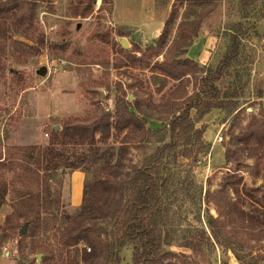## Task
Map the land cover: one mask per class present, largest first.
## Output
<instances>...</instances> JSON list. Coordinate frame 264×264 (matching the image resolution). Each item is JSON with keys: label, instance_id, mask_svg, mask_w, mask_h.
Here are the masks:
<instances>
[{"label": "rangeland", "instance_id": "374dc122", "mask_svg": "<svg viewBox=\"0 0 264 264\" xmlns=\"http://www.w3.org/2000/svg\"><path fill=\"white\" fill-rule=\"evenodd\" d=\"M90 2L92 5L85 10ZM140 2L141 0H42L36 9V19L29 28L26 25L9 24L11 29L7 31V38L0 37L2 161L7 162L8 151L13 147L47 146L52 133L62 130L68 121L83 120L94 114L104 116L105 112L112 113L114 119L118 96L133 101L134 91L138 90H142L141 99H146L150 104V112H153L155 105H161L158 106L160 111L153 112L155 117L145 116L148 129L155 131L163 127V122H170L173 115L170 117L167 111L168 95L180 80L167 78L152 67L157 62L171 58L173 49H179L177 42L180 41L182 27L178 33L176 28L193 0H154L156 19L159 17L170 20L179 13L177 22H170L167 26L169 33L164 43H156L157 39L144 41L142 37L138 38V33H132L124 17L121 18L122 13L136 18ZM210 2L214 3L213 0ZM217 2L218 6L204 19V26L186 55L203 65L216 66L229 49V36L235 23L244 26L247 32L241 33V57L219 86L223 90L238 93L241 103L238 110L241 109L242 126L246 129L254 118L264 122L263 1L252 4L247 11V17H244L245 13L240 9L239 0ZM121 37L128 39L129 48L121 46L118 40ZM153 49H161L162 53L158 55ZM198 75H205V72ZM193 83L192 78V83L187 86L188 95L194 90ZM178 101V105L184 102L183 99ZM236 114L237 111L228 115L226 109L213 110L208 118L197 123L198 129L205 126L202 138L194 143L191 141L182 145L177 152L169 154L163 160L162 168L167 184L163 187L161 211H169V223L173 221L171 225L182 230L207 232L212 246L210 245L211 250L204 258L199 257L200 264H241L235 252L222 244L228 239V233L225 231L234 227L236 231L243 230L239 238L246 244L245 250L242 251L239 243H236L238 250L249 255L257 264H264V233L262 236L261 233L256 236L251 228L243 225L238 227L234 223L218 230L222 236L219 239L214 237L210 224L211 215L216 219L223 218L229 224L227 214L219 211L214 202L208 201L207 195L216 194L224 178L233 174L231 169L234 170V167L227 164L225 153L232 132L237 135L241 130L238 126L234 127ZM111 132L112 136L108 142L101 141V134H98L95 144L85 145V150H82L80 145L68 144V152L73 149L78 151L77 153L84 151L91 155L82 163V167L89 169V172L61 170L50 182L52 194L58 196L59 192L61 193L60 208L56 209L59 220L58 223L52 221L50 229H43L45 234L42 238H48L47 242L56 254L57 264H75L79 259L76 248L66 249L58 238L61 236V224L63 229L69 224V220H63L66 217L71 219L79 212V205L75 206L74 200L71 199L73 173H84L85 182L87 178L91 179L92 170L106 161L108 155L105 152L111 150V147H115L112 150L115 152L116 161L119 148L125 145L122 137L126 132L118 137L114 127ZM218 135H223L222 142L218 141ZM165 136L162 140L158 133H149L143 141L131 143L125 160L126 170L149 162L150 157L160 147L171 141L170 133L167 132ZM64 146L65 144L60 145L59 149H64ZM63 149L60 151H64ZM97 149L99 150L96 151ZM32 157L30 152L25 161ZM248 161L253 164V157ZM15 163L13 166L18 165ZM15 171V168H3L0 171V175L2 174L10 184V189L13 182L20 188L23 185L16 179ZM235 173L243 177L242 190L246 187H258L262 196L264 175L258 179L254 178L246 168ZM34 189L37 190V187L34 186ZM244 194L247 195L245 192ZM244 194H241L245 197L242 200L249 205V198ZM13 195L14 192H11L6 203L0 208V225H5L8 215L15 208ZM232 197L236 199L238 196L232 194ZM78 201L81 202V199ZM261 212L264 213V209L260 213L255 212L254 220L257 221L255 225L258 228L264 227V214ZM66 214L68 216L65 217ZM49 217L52 218L50 215ZM17 221L23 223V219ZM245 229L252 234L246 233ZM11 237L12 239L0 244V264H43L42 258L38 259L41 252L19 248L22 239L19 230ZM25 241L32 246L31 237L28 236ZM232 241H237L235 236ZM167 247L190 256L195 255L190 248L176 244ZM133 254V245L127 244L120 252L122 264H132Z\"/></svg>", "mask_w": 264, "mask_h": 264}, {"label": "trees", "instance_id": "16d2710c", "mask_svg": "<svg viewBox=\"0 0 264 264\" xmlns=\"http://www.w3.org/2000/svg\"><path fill=\"white\" fill-rule=\"evenodd\" d=\"M41 1L0 0V37L7 38V31L11 29L9 24L26 25L29 28L36 19V9ZM213 1L214 3L210 4V0H193L192 5L184 11L179 27L176 28L178 33L182 27L179 34L180 41L177 42L179 49H173L171 58L168 57L161 63L157 62L152 67L167 78L180 80L177 87L168 95L167 111L170 117L173 116L169 117V123L163 122L162 128L155 131L148 129L146 117H155L153 112L160 111L158 106L161 105H155L152 108L153 112H150V104L146 99H141L142 90H138L134 91L133 101L127 100L124 96H118L114 119H112V113L105 112L104 116L94 114L83 120L68 121L62 130L52 133L47 146L28 145L10 149L9 162L2 161L3 154L0 149V171L3 168H15L16 179L23 183L20 188L13 182L10 189V184L2 174L0 175V208L6 203L7 196L11 192H14L13 201L15 202V208L8 215L5 225H0V244L12 239L11 236L19 230L22 236L19 248L41 252L43 264H57L56 254L47 242L48 238H42L45 234L43 229H50L51 222L58 223L57 220H59L56 209L60 208L61 193L59 192L58 196L53 195L50 191V182L61 170H82L88 173L89 169L82 167V163L91 155L84 151L77 153L78 151L75 152L73 149L68 152V144L80 145L83 147L82 150H85V145L95 144L98 134H101V141L108 142L114 127L118 133L117 137L126 132L122 137L125 145L119 148L116 161H114L115 152L112 150L115 147L105 152L108 155L106 161L99 167H94L93 177L86 179L82 202L77 209L79 212L71 219L66 217L68 216L66 214L63 222L69 220V224L65 229L63 224L59 228L60 244H63L66 249L76 248L80 260L77 259L75 264L80 262L82 264H122L120 252L127 244L133 245L132 264H200L199 257L204 258L205 254L211 250L212 242L205 230H182L171 225L173 221L169 223V211H161L163 187L167 184L162 166L164 158L177 152L182 145L199 141L205 126L198 129L197 123L208 118L213 110L221 109H226L228 115L237 111L234 127L238 126L241 130L237 135L232 132L230 144L226 147V161L229 166L234 167V170L230 167L233 174H228L224 178L216 194L208 193L207 195L208 201L214 202L219 211H224L229 218V224H227L223 218L216 219L210 216L213 235L220 239L222 236L218 230L234 223L238 227L243 225L251 228L256 236L260 233L261 236L263 235L264 227L258 228L255 225L257 221L254 219L255 212L260 213L264 209V189L261 191L262 196L258 187H246L242 190L243 177L238 176L235 171L246 168L257 179L264 175V122L254 118L250 121L249 127L244 129L241 120L242 112L241 109L238 110L241 107L238 93L223 90L219 86V83L239 61L242 52L241 33L247 31L241 23H235L234 30L229 36V49L216 66L203 65L186 55L201 32L204 19L218 6L217 0ZM258 1L239 0L240 9L245 13L244 17L248 16L247 11L251 5ZM91 5L92 2L85 7V10ZM76 10L78 12V9ZM178 16L179 13L176 17L166 20V29L164 28L156 43H164L167 40V33H169L167 26L170 22H177ZM153 50L158 55L162 53L161 49ZM201 72H205V75H198ZM192 78L195 87L188 95L187 86L192 83ZM181 99L184 102L178 105V100ZM154 132L158 133L162 140L167 132L170 133L171 141L160 147L150 157L149 162L126 170L125 160L128 157L129 145L143 141L149 133ZM63 144L66 147L61 148L64 151H60L59 146ZM92 148L95 149V147ZM17 151L20 154H17ZM30 152L33 154L32 159L25 161ZM183 152L186 153L185 150ZM252 157L253 164H250L248 160ZM15 162L17 166H13L16 165ZM44 190H47V193ZM232 194L238 197L234 199ZM241 194L249 198V205L242 200L245 197ZM254 204L258 205L254 206ZM246 211L251 213L248 214ZM49 215L52 216L51 219ZM18 219H23V223L17 221ZM23 224L26 226L28 224L26 235L22 233ZM225 232L228 233V239L222 244L235 252L240 263L257 264L249 255L241 253L246 248L245 241L239 238L243 230L236 231L234 227ZM246 233L252 234L248 230ZM28 236L31 237L32 246L25 241ZM234 236L237 241H232ZM236 243H239L242 251L238 250ZM173 244L190 248L195 255L190 256L167 247ZM82 245L84 247L81 249Z\"/></svg>", "mask_w": 264, "mask_h": 264}, {"label": "crops", "instance_id": "0c3cea01", "mask_svg": "<svg viewBox=\"0 0 264 264\" xmlns=\"http://www.w3.org/2000/svg\"><path fill=\"white\" fill-rule=\"evenodd\" d=\"M139 6H140L139 14L136 15V18L132 16L128 17L123 13L121 14V18L124 17V19L126 20L125 22L127 23L128 27L130 26V31L132 33L134 34L138 33V38L142 37V40L144 41L156 40L162 34L166 25V20H163L159 17H157L158 19L155 18L154 0H141ZM263 11H264V5H263ZM84 182H85L84 173H82L81 171H75L72 176V191H71V196H72L71 199L74 200L75 206L80 205V203L82 202ZM80 199L81 202L78 201Z\"/></svg>", "mask_w": 264, "mask_h": 264}, {"label": "water", "instance_id": "95a60500", "mask_svg": "<svg viewBox=\"0 0 264 264\" xmlns=\"http://www.w3.org/2000/svg\"><path fill=\"white\" fill-rule=\"evenodd\" d=\"M118 40H119V43L121 44V46L123 48H129L130 47V42L128 41V39L126 37H121ZM26 231H27V226L24 225L23 229H22V233L24 234V233H26ZM42 256H43L42 253L38 254V259L41 260Z\"/></svg>", "mask_w": 264, "mask_h": 264}, {"label": "built area", "instance_id": "2783aa9c", "mask_svg": "<svg viewBox=\"0 0 264 264\" xmlns=\"http://www.w3.org/2000/svg\"><path fill=\"white\" fill-rule=\"evenodd\" d=\"M224 140V137H223V135H218V141L219 142H222ZM88 250H90V248L88 247ZM23 264H30L29 262H25V263H23Z\"/></svg>", "mask_w": 264, "mask_h": 264}]
</instances>
